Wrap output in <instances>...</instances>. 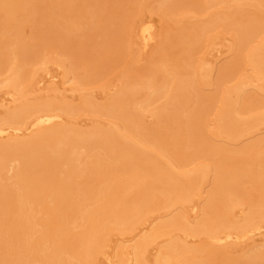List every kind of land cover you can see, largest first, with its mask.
I'll use <instances>...</instances> for the list:
<instances>
[{"label":"bare ground","instance_id":"obj_1","mask_svg":"<svg viewBox=\"0 0 264 264\" xmlns=\"http://www.w3.org/2000/svg\"><path fill=\"white\" fill-rule=\"evenodd\" d=\"M128 1L126 11L125 0H44L39 14L47 20L36 28L41 0H0V87L13 96L12 105L0 107V264H98L101 255L112 260V235L139 228L131 247L125 248L131 239L122 240L114 251L119 264H264V0H157L152 7L162 17L216 8L211 23L227 28L235 41L227 61L218 60L216 69L208 58L194 63L190 77L167 68L162 58L121 74L116 90L122 95L139 86L134 110L102 104L89 92L119 61L130 60L133 37L139 34L146 50L154 39L150 21L133 30L135 11L147 2ZM89 15L95 18L87 21ZM28 27L31 35L25 36ZM204 33L183 50L203 48L209 40ZM242 57L251 66L245 61L250 80L239 75ZM52 61L63 69V83L72 81L78 101L51 84L56 76L49 71L54 82L36 89ZM247 80L258 84L249 88ZM231 81L222 93V84ZM210 83L216 89L206 92ZM252 87L263 97H250ZM169 97L192 105L177 117L176 130L163 134L149 128L142 113L151 112L159 124ZM213 107L220 139L208 135L202 119ZM81 112L114 117L119 125L59 122L61 114ZM24 126L35 132L21 136ZM197 155L210 163L184 170ZM159 211L168 213L146 230ZM199 236L203 243L189 241ZM154 246L150 263L146 255ZM231 248L236 252L229 258Z\"/></svg>","mask_w":264,"mask_h":264},{"label":"rangeland","instance_id":"obj_2","mask_svg":"<svg viewBox=\"0 0 264 264\" xmlns=\"http://www.w3.org/2000/svg\"><path fill=\"white\" fill-rule=\"evenodd\" d=\"M43 1L44 0H41V2L39 3L40 5L36 9V11H38V14H36L37 16L35 15V20L36 19L37 20L35 21V25L34 26L36 28L43 27L44 24H45L44 20L45 19L47 20V16L43 17L42 15L39 14L40 9H42V5L44 3ZM45 1L49 2L50 0H45ZM146 2H147V5L144 4V6H143V4H142V6L140 5V8L138 9L139 11L138 10L135 11L136 14L134 16V24L136 26L133 28V30L135 32H138L139 28L137 26L139 24L141 25V24H144L145 22L149 23V21H150V23L154 24V39L150 42V45H147L148 49L146 50V48H144V46H143L144 44H142L143 41L141 39H139L140 35L136 33L137 35L135 34L136 36L132 38L134 40V42L136 43L133 46V48H132L133 51H131L130 48H129L130 50L127 51L129 54H131V56H130L127 53L129 55V57H130V60L128 62L127 61L124 62V60H123V62L119 61L120 63L118 62L116 65H114L117 68L113 67L109 71V73L107 74V77L105 76L106 78L104 80H102V81H100L98 83H95L94 85H92L90 87L89 92L93 95L94 98H96V100L98 102H100L102 104L115 102V104H117L119 106H123V107L127 108L128 110H134V104H135V99L134 98H136V99L138 98V97H134V94H137V92L139 90V86L134 85L132 87L127 88L128 95H125V96L122 95V93L118 92L116 90V88L120 84L121 74H122V76H123V74H128L129 71H131V68L135 69L136 65H138V67L141 66V65L142 66L143 65L148 66V64H150L152 62H155L158 58H162L163 62L166 64L167 68H169L170 70H175L177 73H179L180 75H182L184 77H190L193 74V72H194V66H193L194 63H197V64L201 63L202 60H204V62H206L207 58H208V62H209V60H211L209 62V64L210 63L212 64V62L214 63L213 65L210 64L211 67L214 68L215 65H217L218 62H219L218 63V65H219L220 62L223 63V61L225 59L227 61V59H229L231 57V52L228 53L230 57L227 55V52H228V50L230 51V47L234 44L235 38H234V36H232L233 33L230 32L227 28H225V27H223L221 25L214 27V25L211 23V21L214 18L213 16L218 11L216 8H213V9L209 10L208 12L202 13V14L192 13V12H184V13H180L178 15H170V16L162 17L159 13H157V11L154 12V10H153L154 8L152 7V6H156L157 0H148V1L144 0V3H146ZM126 3H128V4H126ZM230 3L233 6H236L235 1H231ZM124 4H126L124 6L125 10L128 11V8L131 5L130 2L128 0H125ZM43 7H44V5H43ZM44 8H46V7H44ZM133 11L134 10H131L130 12L134 14ZM115 14L116 13L114 12L111 15V19L110 20H112L115 17ZM54 15L55 14L53 13V16ZM94 18H95V15H89L88 19L86 18V20L87 21L89 19L93 20ZM39 19H41V20H39ZM56 26H58V25H56ZM133 30H132V32H133ZM95 31H99L98 28L95 29ZM200 32H205L204 33L205 37L208 38L209 40L208 41L206 40L204 42H206V44H207V42H209V44L206 45L204 43L206 48H205V46H203V48H205V49H203L202 46H201L199 51L197 50V51L193 52L192 54H187L183 50V47H185L187 44H189V42L194 38V36H196ZM25 33L27 34L25 36H30L31 35L30 34L31 33V28L28 27V29H27V31ZM96 39H98V38H96ZM222 40L225 41V43H221L220 41H222ZM210 42L213 45H211ZM139 44H141V45H139ZM225 45L229 49H227ZM132 52L133 53L134 52L137 53V54H135V53L134 54L138 56L139 61H138V58H136V56L132 55L133 54ZM54 55H57V54H54ZM244 58L242 57V60ZM125 59H128V57H126ZM218 60H220V61H218ZM246 60L247 59H244L241 62V65H240L241 69L239 71V75L241 73H242V76H243V74H246L247 76L244 75L243 77H246L247 79H249L251 77L250 76L248 78V75H250V71L249 70L251 69L250 68L251 66L248 65V62ZM131 61H137L136 62L137 64L133 62V64H134L133 65ZM245 61L247 62V66H248L249 70L246 67V62ZM118 64H121V65L119 66ZM132 65H133V67H132ZM216 67H215V69H216ZM246 68H247V73L249 72L248 74L245 72ZM44 71L45 72H41L40 73L41 74L40 78L41 77H45L44 82L42 84H38V85L35 86L37 90L43 92V88H46L47 86L50 85V83L52 81L54 82V80H55V82L51 83V84H55L58 88H60L62 93H64L68 98H70V99H72L74 101H78L79 93L72 88L73 87L72 81H69L67 83H63V81L66 78L64 79V75H62L63 69L58 65V63L53 62V61L49 62L45 66V70ZM47 71H49L50 75L52 74V75L56 76L54 80L51 79V76L48 75ZM251 72H253V71H251ZM240 76H238V74H237L238 80L240 79ZM253 76H254V74L252 75V77ZM246 78L243 79V80H246ZM215 79H216V73L213 76V82L216 83V81H214ZM229 79H228L227 82H229ZM235 79L233 78L232 80H235ZM249 80H247L248 81V87L250 88V86H252L251 83H253V87H254V85H256L257 82L254 81L255 83L254 82L250 83ZM227 82H225V84ZM216 84L214 86L215 88H212L213 84L212 85H211V83L208 84L207 85L208 89L205 88L206 89L205 91L206 92L209 91V90L213 91V89H216V86H217ZM231 84H233V82L230 83V84L227 83V86L224 85V83H223L222 87H220V89L223 88L221 90L222 93H224V91L226 89H228V87H229L228 85L231 86ZM204 87H206V86L204 85ZM204 87H202L203 90H204ZM253 87H252V89L248 90L249 92L251 90L253 92V93L252 92L251 93L248 92V94H250V97L253 98L252 95H255V93H256V97H257V93H259V92H260V94H259L260 97L258 96L259 98L264 96V95L261 96L264 93L262 90L258 91V89H257L258 87L257 86H256L257 88H255V90H253ZM256 89H257V91H256ZM222 93H221V95H222ZM247 96H249V95H247ZM252 98H250V100ZM250 100H248V101H250ZM263 100H264V98H263ZM187 101H188L187 98H185V99L183 98L181 100H174L172 97H169L166 100L164 108L162 110V116H161V118L159 120V124L157 123L158 119L156 117H153L151 112H147V111L142 113L143 119L145 121V124L149 128L159 127L160 130L163 132V134H166V133L168 134V133L174 132L176 130L178 122H179L177 117L180 114L186 112L192 105V101H190V102H187ZM12 102H13V96H12V94L10 92V89L8 87H0V107H3L5 105L7 106V104L9 105ZM217 103H219V101ZM217 103L214 104L215 107L217 106L216 105ZM219 104H221V103H219ZM215 107L211 108V111L214 110ZM217 108H218V106H217ZM262 108L264 109V105H263ZM1 109L3 110L4 107L1 108ZM211 111L206 116L204 115L203 118H202L206 122L208 135H209L210 132H213V133H210V136L212 134L213 135L215 134V132H214L215 131V129H214L215 126L214 125H215L216 122H215V119L213 117H216V116L213 115V114L214 113L217 114L215 112V110H214V112H211ZM213 119H214V121H213ZM59 122L66 123V124L72 123V124H77V125H81V126H85V127H91L94 123L101 124L102 126H108V125H114V124L119 125V121L116 118H114V117H111V116H108V115H104L102 113H90V112H81L77 116H70V115H66V114H61V118H60ZM28 126H29V124H28ZM28 126L27 127H25V126L23 127V129H22V131L20 133L21 136L30 135V134L35 132V129L28 128ZM263 127L264 126L261 125L259 129H263ZM12 132L13 131L11 130L10 133H12ZM259 132H260L259 135L264 134V129L262 131L263 133H261V131H259ZM5 134L3 135L4 138H6L7 135H8V134L7 135H5ZM213 135H212L211 138H213ZM215 137L217 139V137H219V136H216V134H215ZM245 138L248 139V136L247 137L245 136ZM219 139H220V137H219ZM219 139L217 141H219ZM155 153L161 154L160 151H158V149H157V151ZM200 163L209 164L210 162L208 161V159L197 155V156H195L193 158L192 161L188 162L183 169L186 170V171H191L194 168L195 165L200 164ZM117 175H119V174L117 173ZM208 177H209V179L206 182V184H210L211 183L212 172L209 174ZM6 181H7V179H6ZM95 185L96 184H94V186ZM246 186H248V185H246ZM91 188H93L92 185H91ZM247 195L249 196V194H247ZM237 208H236L237 209L236 213H238L240 215L241 214V208L239 206ZM162 210L164 211L165 209H162ZM163 211L155 212V214L152 216L151 220L149 219L148 227L146 228V230L151 228L150 226H152V224L154 223L153 221H155L156 218H159L161 216V214L162 215L163 214L166 215L168 213V211H165V213ZM188 214H189V211L187 212V215ZM191 214L188 215V217H190V219H193L196 214L192 213V212H191ZM151 221H152V223H151ZM144 225L146 226L147 224H144ZM78 229L79 228H77L76 230H78ZM140 229L141 228H139V231H140ZM139 231L136 232V233L132 232V234L128 233V234H124V235H120V234H115L114 233L115 235L111 236V238L113 239V242L111 243L112 244L111 245V250L109 249V251H108V254L110 255V257L113 260V262H112V260H108L107 258H105L104 256L101 255L98 258V264H116V263L119 264L117 259H116V257H114V253L118 250V247L121 245V242L125 243L123 241H125V240L129 241V239H131V238L134 239L136 234H138V233L140 234L141 233ZM116 233H118V232H116ZM256 235H258V234H256ZM262 235H264V233ZM259 237H260V235H259ZM259 237L256 236L254 239L257 241V240L263 239L264 236L263 237L261 236L260 238ZM133 239H131V242L129 241L128 243H125V244L128 245V246L124 245L125 248H129V246L131 247V245L133 243ZM163 239L164 238L160 239L159 241H161ZM254 239L251 238L250 240L249 239H247V240H249V242H250L251 240H254ZM204 240H205V238L203 236H199V237H197L195 239H193V238L191 239L190 238L189 241L191 243L193 242V244L197 245V244L203 243ZM249 242H244L242 244H239V246L241 248H239V246H238L237 249H236V247H235V249L237 251L236 254L239 253L238 252L239 250L243 249L244 247L246 248L247 246H249L248 244L251 245V242L250 243ZM113 243H114V247H113ZM252 244H253V242H252ZM112 247H113V249H112ZM235 249L231 248L230 250H228V251H231V252L227 251V255L230 256L229 258H231L233 256V253L235 254V252H236ZM128 251H130V249ZM156 253H157V246H154V247L149 249L148 254L146 255V257H147V260L149 258L148 261L150 263H151V261L154 260V256L156 255Z\"/></svg>","mask_w":264,"mask_h":264}]
</instances>
